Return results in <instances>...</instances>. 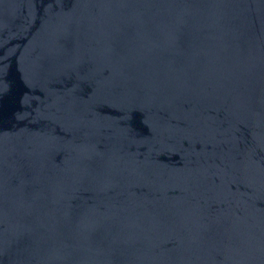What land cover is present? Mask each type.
Masks as SVG:
<instances>
[{
  "label": "water",
  "instance_id": "water-1",
  "mask_svg": "<svg viewBox=\"0 0 264 264\" xmlns=\"http://www.w3.org/2000/svg\"><path fill=\"white\" fill-rule=\"evenodd\" d=\"M0 264H264V0H0Z\"/></svg>",
  "mask_w": 264,
  "mask_h": 264
}]
</instances>
